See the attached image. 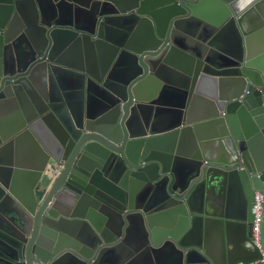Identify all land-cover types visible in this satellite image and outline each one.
Here are the masks:
<instances>
[{
    "label": "water",
    "instance_id": "water-1",
    "mask_svg": "<svg viewBox=\"0 0 264 264\" xmlns=\"http://www.w3.org/2000/svg\"><path fill=\"white\" fill-rule=\"evenodd\" d=\"M262 259L264 0H0V264Z\"/></svg>",
    "mask_w": 264,
    "mask_h": 264
},
{
    "label": "built area",
    "instance_id": "built-area-1",
    "mask_svg": "<svg viewBox=\"0 0 264 264\" xmlns=\"http://www.w3.org/2000/svg\"><path fill=\"white\" fill-rule=\"evenodd\" d=\"M251 213L253 214L251 240L253 245L261 251L260 224L262 220V196L260 193L255 194L254 202L251 207ZM262 261H264V259H262L261 262Z\"/></svg>",
    "mask_w": 264,
    "mask_h": 264
}]
</instances>
